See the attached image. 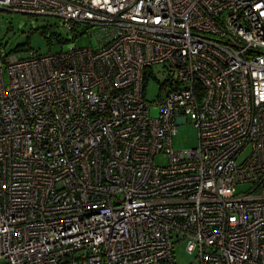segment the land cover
<instances>
[{
  "label": "built area",
  "instance_id": "2783aa9c",
  "mask_svg": "<svg viewBox=\"0 0 264 264\" xmlns=\"http://www.w3.org/2000/svg\"><path fill=\"white\" fill-rule=\"evenodd\" d=\"M0 8L97 42L0 60V264H174L183 238L199 264H264V0ZM157 65L177 78L151 103Z\"/></svg>",
  "mask_w": 264,
  "mask_h": 264
},
{
  "label": "rangeland",
  "instance_id": "374dc122",
  "mask_svg": "<svg viewBox=\"0 0 264 264\" xmlns=\"http://www.w3.org/2000/svg\"><path fill=\"white\" fill-rule=\"evenodd\" d=\"M95 29L85 26L79 27V35L66 29L61 20L55 17L30 16L0 10V60L5 55L17 54L20 58H28L32 53L46 55L68 49L74 44L77 48L91 45L97 46L94 36ZM154 76V77H153ZM176 73L166 70L162 65L153 68V75H149L145 88V99L151 103L158 100L157 95L162 93L161 84L166 80L176 79ZM169 87L165 90L168 91ZM157 110L152 109L151 115L156 116ZM196 144V130L190 121L181 122L177 127V134L172 139L175 149L192 148ZM245 154V153H244ZM243 157V156H242ZM157 164L164 160L157 158ZM249 185L236 187V192H246ZM174 264H199L197 244L189 238L176 240L173 244ZM77 264V263H75Z\"/></svg>",
  "mask_w": 264,
  "mask_h": 264
},
{
  "label": "crops",
  "instance_id": "0c3cea01",
  "mask_svg": "<svg viewBox=\"0 0 264 264\" xmlns=\"http://www.w3.org/2000/svg\"><path fill=\"white\" fill-rule=\"evenodd\" d=\"M0 10H2V9L0 8Z\"/></svg>",
  "mask_w": 264,
  "mask_h": 264
},
{
  "label": "trees",
  "instance_id": "16d2710c",
  "mask_svg": "<svg viewBox=\"0 0 264 264\" xmlns=\"http://www.w3.org/2000/svg\"><path fill=\"white\" fill-rule=\"evenodd\" d=\"M76 37V36H75Z\"/></svg>",
  "mask_w": 264,
  "mask_h": 264
}]
</instances>
